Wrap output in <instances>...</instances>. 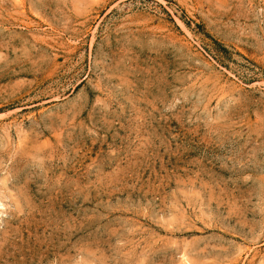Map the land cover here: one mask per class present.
Listing matches in <instances>:
<instances>
[{
    "label": "rangeland",
    "instance_id": "374dc122",
    "mask_svg": "<svg viewBox=\"0 0 264 264\" xmlns=\"http://www.w3.org/2000/svg\"><path fill=\"white\" fill-rule=\"evenodd\" d=\"M0 264H264V0H0Z\"/></svg>",
    "mask_w": 264,
    "mask_h": 264
},
{
    "label": "bare ground",
    "instance_id": "6f19581e",
    "mask_svg": "<svg viewBox=\"0 0 264 264\" xmlns=\"http://www.w3.org/2000/svg\"><path fill=\"white\" fill-rule=\"evenodd\" d=\"M1 205V204H0Z\"/></svg>",
    "mask_w": 264,
    "mask_h": 264
}]
</instances>
